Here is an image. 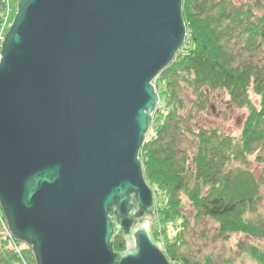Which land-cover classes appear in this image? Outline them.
<instances>
[{"label": "water", "instance_id": "95a60500", "mask_svg": "<svg viewBox=\"0 0 264 264\" xmlns=\"http://www.w3.org/2000/svg\"><path fill=\"white\" fill-rule=\"evenodd\" d=\"M182 2L19 0L0 52V207L36 264H171L140 151Z\"/></svg>", "mask_w": 264, "mask_h": 264}, {"label": "trees", "instance_id": "16d2710c", "mask_svg": "<svg viewBox=\"0 0 264 264\" xmlns=\"http://www.w3.org/2000/svg\"><path fill=\"white\" fill-rule=\"evenodd\" d=\"M2 7L0 4V22ZM187 38L175 60L154 85L160 104L140 151L144 176L155 195L151 235L171 264H197L179 251L186 244L189 218L183 199L195 210L194 220L211 219L218 236L229 240L240 234L264 242V159L261 173L250 169L249 158L264 151V0L234 4L232 0H183ZM192 95L191 106L207 111L209 96L224 92L247 116L239 136L218 128L184 127L194 145L192 157L171 144L170 133L186 122L181 89ZM251 95L259 98L255 105ZM171 230L175 235L171 236ZM114 250L124 241L114 237ZM12 244L20 245L27 264H36L32 249L14 242L0 224V264H22ZM239 249L264 264V250L239 243ZM206 264H212L206 261Z\"/></svg>", "mask_w": 264, "mask_h": 264}, {"label": "rangeland", "instance_id": "374dc122", "mask_svg": "<svg viewBox=\"0 0 264 264\" xmlns=\"http://www.w3.org/2000/svg\"><path fill=\"white\" fill-rule=\"evenodd\" d=\"M10 4L5 5L4 0H0L2 7V15L0 22V32L7 34L11 27L13 20L17 12V5L19 0H9ZM234 4H245L253 0H232ZM187 30V29H186ZM187 36V34H186ZM185 36V37H186ZM187 38V37H186ZM185 38V40H186ZM1 52V44H0ZM180 97L186 103V109L182 113V118L186 122H181L179 131H173L170 133L173 144L177 149L186 150L188 155L192 157L194 151V145L192 141V135L185 131L184 127L191 128L196 131V128H218L222 132L230 136H239L244 121L247 116L246 110L236 109L230 103L229 97L224 92H216L209 97L207 105V111L200 112L193 108L191 103L193 101L191 92L187 88L181 89ZM251 100L255 105L259 104V98L251 95ZM259 157L264 159V151L259 152L256 155H252L249 158L250 169L256 174L261 173L262 164L259 161ZM151 188V187H150ZM264 194V188L262 189ZM154 194V192H153ZM155 201V195H154ZM184 203V215L189 219L188 230L185 234L186 244L180 249V253L186 256L191 263L206 264V261H210L212 264H260L253 260L247 253L239 249V243L242 242L246 245H254L264 250V242L260 240L250 239L240 234L233 235L229 240H223L218 236V224L211 219L194 220L195 210L189 204L187 199H183ZM156 206V203H155ZM260 213L264 215V201L261 206ZM144 219L139 222L142 225ZM0 224L3 229L6 230V235L10 238V232L8 225L4 218L3 212L0 207ZM171 236L175 235V231L171 230ZM12 239V238H11ZM16 242L14 239H12ZM24 244V243H23ZM27 246L26 244H24ZM166 245L165 235L162 237L161 246H158L163 252ZM16 249V253L22 261V264H27L21 249L22 246L12 244ZM125 251V250H124ZM164 253V252H163Z\"/></svg>", "mask_w": 264, "mask_h": 264}, {"label": "built area", "instance_id": "2783aa9c", "mask_svg": "<svg viewBox=\"0 0 264 264\" xmlns=\"http://www.w3.org/2000/svg\"><path fill=\"white\" fill-rule=\"evenodd\" d=\"M5 5L10 4L9 0H4ZM1 30V29H0ZM5 38V34L2 33V31L0 32V44H2V42L4 41Z\"/></svg>", "mask_w": 264, "mask_h": 264}, {"label": "bare ground", "instance_id": "6f19581e", "mask_svg": "<svg viewBox=\"0 0 264 264\" xmlns=\"http://www.w3.org/2000/svg\"><path fill=\"white\" fill-rule=\"evenodd\" d=\"M11 238V237H10ZM16 241V240H15Z\"/></svg>", "mask_w": 264, "mask_h": 264}]
</instances>
